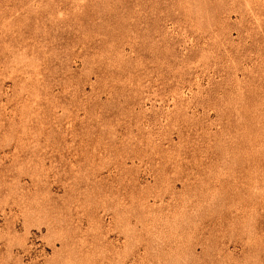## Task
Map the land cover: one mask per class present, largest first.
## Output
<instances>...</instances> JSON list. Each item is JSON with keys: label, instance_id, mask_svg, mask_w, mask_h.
Here are the masks:
<instances>
[{"label": "rangeland", "instance_id": "1", "mask_svg": "<svg viewBox=\"0 0 264 264\" xmlns=\"http://www.w3.org/2000/svg\"><path fill=\"white\" fill-rule=\"evenodd\" d=\"M0 264H264V0H0Z\"/></svg>", "mask_w": 264, "mask_h": 264}]
</instances>
